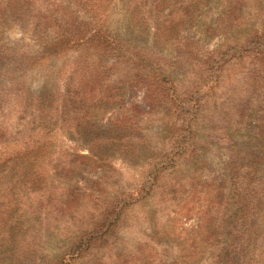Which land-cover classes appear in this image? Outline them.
Returning <instances> with one entry per match:
<instances>
[{"label":"rangeland","instance_id":"1","mask_svg":"<svg viewBox=\"0 0 264 264\" xmlns=\"http://www.w3.org/2000/svg\"><path fill=\"white\" fill-rule=\"evenodd\" d=\"M126 3L107 5L105 28L111 37L118 34L160 51V62L151 68L170 79L167 100L177 106L154 107L153 115L135 116V107L141 113L150 110L144 92L115 85L138 59L113 67L111 54L96 51L82 57L76 49L45 55L18 17L0 25L1 51L37 60L21 77L32 102L47 109L61 105L66 82L80 81L84 69L106 77L105 85H115L121 96L107 115L102 109L91 112L93 129L76 127L73 116L49 132L37 122L30 148L10 145L12 152L29 155L13 156L0 167V264L60 261L82 236L91 241L92 256L86 261L68 256L69 264L93 259L99 264H172L189 245L203 243L207 219L226 230L209 240L214 255L235 240L256 254L254 264H264V0H209L193 27L167 43L153 38L154 29L128 26ZM219 19L225 23L217 30ZM99 62L109 71L104 73ZM19 116L9 112L10 131ZM102 137L110 141L98 148L110 156L104 168L85 169L71 179L58 169L65 187L74 181L80 192L94 194L92 200L83 198L78 211L62 207L67 197L61 191L52 190L49 200V194L41 198L44 192L35 196L38 191L25 190L60 186L55 166L67 167L76 156L89 155L90 141ZM246 229L251 230L243 238ZM27 247L36 253L17 262L18 251ZM212 259L207 252L200 262L211 264Z\"/></svg>","mask_w":264,"mask_h":264},{"label":"trees","instance_id":"2","mask_svg":"<svg viewBox=\"0 0 264 264\" xmlns=\"http://www.w3.org/2000/svg\"><path fill=\"white\" fill-rule=\"evenodd\" d=\"M114 0H0V25L5 20L16 16L20 19L23 28L31 32L37 38V42L45 55H59L67 49H76L81 55H85L86 51H96L103 54L112 55L114 57L113 67L137 64L138 59L141 65L126 69L119 77V81L115 85L130 91H141L145 94V103L150 107L149 112L141 113L139 107H135V116L137 114H150L154 111V107L169 104L175 105L173 101H169L167 85L170 83L169 78L163 73L152 70V65L160 62L157 48L147 43L131 42L128 39L116 34L117 37H111V31L105 27L106 7L113 3ZM209 0H127L125 22L128 26L135 29L150 31L154 29L153 38L169 42L177 40L182 30L187 27H193L198 15L202 12ZM169 9L166 14L165 9ZM74 9V11H71ZM74 12V13H73ZM82 14V17H80ZM76 15V17H75ZM85 16L86 18H84ZM177 16V17H176ZM76 19L77 23H71V19ZM225 23L223 19L217 20V30L222 28ZM152 27V28H151ZM175 37V38H174ZM174 38V39H173ZM193 46V44H189ZM145 55L148 56L146 59ZM37 64V60L26 56V54L16 53L9 50L4 53L0 50V167L11 161V157H26L27 152L22 156L21 150L18 154L9 149L10 145L23 144L24 147L30 148L33 144V135L36 132L37 122L42 130L51 131V128H59V122L68 124L74 122L76 127L86 126L93 129L89 115L94 110L99 113L102 109L103 115H107L114 108L115 101L121 96L119 88L115 85H105L107 78L101 77L100 74L91 73V70L79 72L81 74L80 81L72 79L66 82L65 93L61 105L54 104L52 108L41 107L38 102H32L28 92L24 89L25 83L21 81V77L25 76ZM103 70L109 71L99 62ZM78 71V70H76ZM86 73V76H84ZM91 73V74H89ZM198 89V85L194 87ZM12 104L13 109H9ZM98 105V106H96ZM99 106L104 108H98ZM98 108V110H96ZM116 108V107H115ZM121 107H117L119 110ZM181 109V108H177ZM17 112L20 116L18 126L10 131L6 126L10 122L9 112ZM30 112V113H29ZM73 116L71 121L67 117ZM94 118H97L96 116ZM31 119V120H30ZM29 120V121H28ZM98 120L99 119H95ZM77 123V125H76ZM186 120H184V124ZM134 126L138 123H131ZM73 126V128H75ZM194 126V124H193ZM188 127V126H186ZM28 131H25V129ZM85 128V127H83ZM82 128V129H83ZM192 128V124L190 125ZM23 129V130H22ZM22 136L23 141L18 142ZM120 139L114 138L111 141L118 142ZM110 142L107 138L93 139L89 145V155H78L75 161H72L67 167L56 165V181L60 182V186H54L53 189L41 190V187L29 186L26 191H38L34 195L44 192L41 198L46 194L51 195L52 190L61 191L66 195L67 199L62 203V207L70 213L78 211L83 206V198L89 197L94 199L92 193H82L79 191L77 184L71 181L67 187L63 185L61 180L62 173L67 177L74 178L75 174L85 172V169L104 168L106 161L110 158L109 154L102 151L98 152L103 144ZM102 143V144H101ZM22 146V147H23ZM27 150V149H26ZM113 158V157H112ZM91 165V166H90ZM43 165L40 166L42 168ZM62 170L59 173L58 169ZM31 184V183H27ZM33 183L32 185H36ZM92 190V189H91ZM41 194V193H40ZM97 200V198H96ZM95 201V200H94ZM99 201V200H97ZM94 203L93 201H90ZM97 204H93L94 208ZM109 211V207H105ZM212 219H207L202 230L205 231V239L200 245H189L188 249H184L182 256L173 261L172 264H199L203 257L210 252L212 256L211 264H254L256 254L248 252L242 244H228L227 246L217 250L216 255L212 253L214 244L209 243L211 238L222 237L225 230L223 225L215 227L212 225ZM251 229H246L244 237H246ZM230 237L232 234L227 232ZM106 235V234H104ZM83 236L73 244L66 254L59 261L54 259L51 264H69L67 257L71 260H88L92 254L90 247L91 241H84ZM242 241V240H241ZM32 253L36 251L25 248L21 253V249L17 254V262L26 261L31 258ZM2 255V254H1ZM201 256L197 262L196 256ZM254 259V260H253ZM49 264V263H48ZM86 264H99L95 259ZM201 264V262H200Z\"/></svg>","mask_w":264,"mask_h":264}]
</instances>
